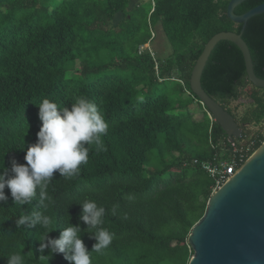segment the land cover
Listing matches in <instances>:
<instances>
[{
	"label": "trees",
	"instance_id": "1",
	"mask_svg": "<svg viewBox=\"0 0 264 264\" xmlns=\"http://www.w3.org/2000/svg\"><path fill=\"white\" fill-rule=\"evenodd\" d=\"M150 1L145 11L138 1L131 6L132 0H0V165L10 169L12 159L26 163L27 147L36 142L42 123L37 104L45 98L71 108L75 97L85 96L108 123L102 137L106 151L90 150L74 179L54 172L47 190L54 203L45 214L57 227L48 236L58 238L68 221L79 224L88 251L96 241L83 231L78 203L91 199L105 207L103 227L114 236L103 254L91 253L92 264H188V236L214 185L199 162L231 152L226 134L205 109L200 108L201 118L193 117L189 106L197 96L189 78L211 36L239 32L242 23L228 18L229 0ZM263 2L244 0L234 13ZM158 24L171 46L165 58L138 50L151 44L150 28ZM242 38L255 74L264 78V12L247 21ZM201 84L253 142L246 157L251 155L264 142L263 126L250 133L245 126L264 122V89L248 80L234 43L217 42ZM243 93L251 105L237 118L227 104ZM4 191L0 264H7L11 253L23 255L25 264H72L62 253L39 250L45 229L16 226L19 216L44 211L38 190L36 199L22 206L14 204L7 187ZM128 194L133 202L124 198ZM114 204H119L115 216Z\"/></svg>",
	"mask_w": 264,
	"mask_h": 264
},
{
	"label": "clouds",
	"instance_id": "2",
	"mask_svg": "<svg viewBox=\"0 0 264 264\" xmlns=\"http://www.w3.org/2000/svg\"><path fill=\"white\" fill-rule=\"evenodd\" d=\"M151 31L155 33L152 28ZM194 102L206 109L199 98ZM37 105L38 117L42 123L36 133V142L27 147L24 156L26 163L21 164L12 159L10 169L5 167L4 163L0 165V202L6 203L8 200L5 187L10 190L14 204L20 206L31 204L33 199H36L38 190V202L44 211L34 210L31 214L19 216L16 219L17 228L24 225L32 228L38 225L45 229V235L39 240L41 252L47 248L49 256L62 253L72 264H92L91 253L103 254L114 236L103 227L105 207L91 199L78 203L82 205L79 220L86 225L83 231L89 233L96 241L91 251H88L81 239L82 229L79 224L72 225L68 221L69 226L61 228L58 238L48 236V233L57 227L54 226L53 218L45 214L54 203L47 190L54 172L58 171L66 180L74 179L80 175V166L88 163L90 150L94 148L96 153L106 151L102 137L107 134L108 123L97 104L85 96L75 97L71 108L61 107L47 98ZM124 198L133 202L135 196L128 194ZM118 208L119 204L111 206L113 216L117 214ZM124 218H127L126 214ZM7 264H25V258L20 253H11L7 256Z\"/></svg>",
	"mask_w": 264,
	"mask_h": 264
},
{
	"label": "water",
	"instance_id": "3",
	"mask_svg": "<svg viewBox=\"0 0 264 264\" xmlns=\"http://www.w3.org/2000/svg\"><path fill=\"white\" fill-rule=\"evenodd\" d=\"M244 0H229L226 14L242 23L239 32L219 31L205 43L190 74V90L204 103L229 140L241 139L243 130L219 102L207 94L201 76L207 59L220 40L234 43L241 51L248 80L264 89V78L253 69L247 43L242 38L247 21L264 12V2L242 14L234 8ZM192 256L188 264H264V142L213 194L203 216L188 236Z\"/></svg>",
	"mask_w": 264,
	"mask_h": 264
},
{
	"label": "rangeland",
	"instance_id": "4",
	"mask_svg": "<svg viewBox=\"0 0 264 264\" xmlns=\"http://www.w3.org/2000/svg\"><path fill=\"white\" fill-rule=\"evenodd\" d=\"M139 2L140 7H142L145 11H147V9L150 8L151 6V1L150 0H132L131 6L134 5V3ZM122 18V14H118L116 16V20H120ZM142 20H144V18H142ZM160 24L156 25L155 27V36L153 37V40L151 42V44L149 43L148 45L144 46L146 49H150L155 50V55L156 56H160L161 58H165L167 57L170 53H171V46L168 42V39L166 38V36L164 35L161 27H159ZM144 27H141V30H143ZM149 48H148V47ZM188 99V96L185 97ZM192 98L193 97H189ZM193 103L189 106L190 111L192 112V115L195 119H199L202 116V110L200 109L202 107V105H200L197 102L192 101ZM250 98L243 93V95H241V97L238 100H232L229 101L227 104V107L237 116V118L241 117L245 112H247L250 108ZM193 118V119H194ZM261 126H263V133H264V122H262L261 124L258 125H254V124H249L246 125V131H248L249 133L252 131H256L259 128H261ZM247 132V133H248ZM248 133V134H249ZM251 141L248 142V139L244 138L240 140V144L244 145V144H249ZM246 144V146H247ZM193 152V151H191ZM228 154L226 155L225 150H221L219 153V157L220 158H224V156H226V158L229 157ZM213 194V188H212V193Z\"/></svg>",
	"mask_w": 264,
	"mask_h": 264
},
{
	"label": "built area",
	"instance_id": "5",
	"mask_svg": "<svg viewBox=\"0 0 264 264\" xmlns=\"http://www.w3.org/2000/svg\"><path fill=\"white\" fill-rule=\"evenodd\" d=\"M154 35V31H151V37H154ZM146 45L148 44H145L144 46ZM144 46H139V52L145 49ZM187 93L190 94V92ZM190 96L192 95L190 94ZM203 109H205L204 106ZM206 112L209 115V118L213 120L209 111L206 110ZM228 141L231 145V155H229L228 158L221 159L219 156H214L211 160L199 162L202 169L207 171V173L214 179L213 192H215L222 184H224L245 162V160L249 157H246V155L253 145V142H250L247 144V146L239 147V145L236 143V140ZM194 161L197 162L196 160Z\"/></svg>",
	"mask_w": 264,
	"mask_h": 264
}]
</instances>
